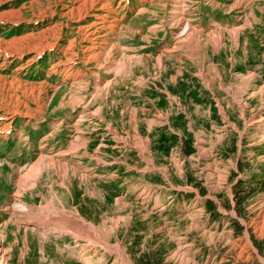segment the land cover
Wrapping results in <instances>:
<instances>
[{
    "label": "rangeland",
    "instance_id": "374dc122",
    "mask_svg": "<svg viewBox=\"0 0 264 264\" xmlns=\"http://www.w3.org/2000/svg\"><path fill=\"white\" fill-rule=\"evenodd\" d=\"M0 249L264 264V0H0Z\"/></svg>",
    "mask_w": 264,
    "mask_h": 264
},
{
    "label": "crops",
    "instance_id": "0c3cea01",
    "mask_svg": "<svg viewBox=\"0 0 264 264\" xmlns=\"http://www.w3.org/2000/svg\"><path fill=\"white\" fill-rule=\"evenodd\" d=\"M216 45V44H215ZM215 66V65H214ZM217 68V67H216ZM255 74V73H254ZM254 74H251V75H254ZM181 81H183V80H181ZM211 83H212V81H208V83H207V85H208V87H206L207 89H211ZM182 85H184V84H182ZM245 85L246 84H244V87H245ZM240 90L241 91H245V89L243 88V86L240 88ZM254 95H257L258 94V92H256V93H253ZM198 95V94H197ZM200 96V95H199ZM219 104L221 105V103L219 102ZM207 110H208V114L209 115H212V114H216V108L219 106L218 104H215V105H213L212 103H204V105H203ZM215 108V109H214ZM220 109H221V107H220ZM213 111L215 112V113H213ZM221 111H222V113L224 112L222 109H221ZM225 113V112H224ZM64 187H65V189H67L68 191H69V193L71 194V193H73L72 192V189H71V186H69V185H63ZM67 190H66V192H67ZM53 193H54V195L55 194H58L57 192H55V191H52ZM66 194V193H65ZM72 195V197H73V194H71Z\"/></svg>",
    "mask_w": 264,
    "mask_h": 264
},
{
    "label": "trees",
    "instance_id": "16d2710c",
    "mask_svg": "<svg viewBox=\"0 0 264 264\" xmlns=\"http://www.w3.org/2000/svg\"><path fill=\"white\" fill-rule=\"evenodd\" d=\"M245 192V197L250 194L249 190L245 191L244 188V183L243 182H238L237 183V188L235 189V198L237 199V203L243 200L242 194ZM245 199V198H244ZM242 202V201H241Z\"/></svg>",
    "mask_w": 264,
    "mask_h": 264
},
{
    "label": "bare ground",
    "instance_id": "6f19581e",
    "mask_svg": "<svg viewBox=\"0 0 264 264\" xmlns=\"http://www.w3.org/2000/svg\"><path fill=\"white\" fill-rule=\"evenodd\" d=\"M89 29V28H88ZM66 53V52H65ZM35 175V174H33ZM32 175V176H33ZM19 207V210L21 211L20 213L23 214V213H26V212H29L30 209H28V207H26L25 205H21V206H18ZM1 251V249H0ZM1 254L2 252H0V258H1ZM0 264H4L3 262L0 261Z\"/></svg>",
    "mask_w": 264,
    "mask_h": 264
}]
</instances>
